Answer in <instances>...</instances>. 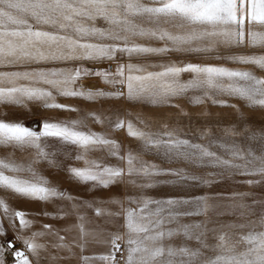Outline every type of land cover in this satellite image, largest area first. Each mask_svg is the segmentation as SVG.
I'll return each mask as SVG.
<instances>
[{
  "label": "snow or ice",
  "instance_id": "6c2138e0",
  "mask_svg": "<svg viewBox=\"0 0 264 264\" xmlns=\"http://www.w3.org/2000/svg\"><path fill=\"white\" fill-rule=\"evenodd\" d=\"M245 48L264 50V0H0V148L8 150L0 157V264H7L8 256L13 264H46L42 250L47 246L37 242L45 236L55 237L51 246L66 253L50 259L67 264H73L77 249L82 254L89 244L110 246L100 256L106 264H264V197L244 191L193 197L152 192L161 185L211 187L238 176L246 177L244 186L264 187V76L253 70L264 72V52L239 51ZM173 54L180 59L131 62ZM105 62L107 67L86 66ZM227 62L251 68L229 67ZM90 77L114 90L79 84ZM58 97L170 106L191 122V114L175 103L187 98L193 105L230 108L235 116L220 128L221 135H215L213 127L222 121H197L196 136L206 141L199 143L183 138L187 134L167 119L153 130L151 122L139 116L137 126L132 119L112 120L60 103ZM9 109L32 113L36 127L11 119ZM39 109L77 116L44 118ZM90 120L107 122L112 131L126 128L139 142L136 151L124 153L116 139L93 131ZM53 142L76 151H54ZM96 151L119 163L91 158ZM17 152L28 157L17 159ZM146 155L161 163L146 160ZM73 160L82 166L69 162ZM41 164L67 173L87 186L92 197L77 198L55 186L41 173ZM114 188L126 191L113 195ZM98 190L106 193L100 200ZM12 199L36 207L20 210L9 203ZM59 202L66 207L49 211ZM89 210L126 232L86 227L94 224L85 215ZM225 215L244 222H223L219 218ZM40 217L66 222L75 217L76 223L63 229L44 223L42 230L34 231ZM191 217L204 219L184 222ZM235 229L248 231L236 235ZM61 231L76 235L68 242ZM178 238L181 243H176ZM79 259L92 264L94 258Z\"/></svg>",
  "mask_w": 264,
  "mask_h": 264
},
{
  "label": "rangeland",
  "instance_id": "374dc122",
  "mask_svg": "<svg viewBox=\"0 0 264 264\" xmlns=\"http://www.w3.org/2000/svg\"><path fill=\"white\" fill-rule=\"evenodd\" d=\"M239 51H242L244 54H261L264 52V50L261 49H253V48H245L241 49ZM180 59L177 55H169L164 57H148L146 60L143 58H136L133 59L132 63H166L169 60H177ZM183 59L186 60H194L197 62H213V63H226L225 61H215V60H206V58L202 57H184ZM122 62H127L122 61ZM91 63L87 64L88 67ZM107 64V62H105ZM71 66V65H69ZM227 66L229 67H248L251 68V66H243V65H235L230 62H227ZM151 70H158V69H151ZM256 71L257 75L264 76V72H260L258 69H253ZM79 84L84 85L85 87L88 86H94L95 88L104 89L106 91L114 90L111 89L109 85L104 84L102 80H100L97 77H90L87 79H83L79 82ZM58 102L68 104L75 106L77 108L85 109L89 112H95L97 114L102 115L103 117H111L112 120H115L117 117L123 118V119H132L134 123H137L136 117L139 116L142 119H147L151 122V126L153 130H159L161 128V123L164 119L168 120V123L170 126L179 127L182 133H186L187 135L183 138L192 139L194 142L199 143H206V141H201L196 136V130L199 127V123L197 121H204L206 119H211L213 121H222V123L219 126H214L213 131L215 135H221L220 128L227 126L228 122L234 118L235 113L234 110L227 108V107H217L210 104L207 105H193L188 102L187 98H179L175 101V103H178L183 107L186 111H188L191 114V122L188 118H185L180 115L179 109L173 108L170 106L165 107H156L146 104H132L127 101H118V100H100L96 102H90V101H84L79 98H64V97H58ZM237 102V101H232ZM34 109H36L37 106H32ZM205 110L212 113L211 117H203L200 114L203 113ZM4 111V109H0V112ZM9 112L13 113V115L10 117L11 119H17L23 121V123L26 126H31V123L33 127H36V125L33 124V120L37 117H34L32 113L26 112L22 109H9ZM39 112L42 114V117L44 118H58V119H71L76 118L77 114L69 112L67 110H44L39 109ZM131 113L129 116L128 114ZM254 117L258 118V113L253 114ZM137 126H140L137 123ZM89 127L93 131L107 133V135L110 138L116 139L122 146V151L126 153L129 149L133 150L134 152L137 149L138 141L128 136L126 128L118 131H112L105 122L104 125L89 121ZM64 147L67 148L69 154L76 151V149L73 146H61L59 144H56L53 142L52 144V150L57 149H63ZM6 149L0 148V155L3 156L7 154ZM16 156L17 159H26L28 157L27 153H20L17 152ZM91 158L102 160L103 162L107 164H118L119 161L115 157H110L107 155L106 152L96 151L90 154ZM146 160L153 161L155 163H161V161L151 155H146L144 157ZM70 163L74 164L75 166H82L81 162L77 161H69ZM164 167H179L180 165H169V164H163ZM39 169L41 173L46 176L49 180L52 177L64 174V172H59L58 170L49 168L46 164L39 165ZM201 172H208L212 171V169H201ZM246 179V177H236L234 179H225L221 183H217L212 185L211 187H206L202 184L197 183H189L182 186H175V185H161L160 187L152 190V192L157 196H169V195H180L185 197H193V196H200V195H212L217 193H223L225 196L230 195L234 191H244V192H252L256 194L257 197H264V187H247L243 185V180ZM54 183V182H53ZM55 185V184H54ZM64 189L66 187H63ZM123 191H126L122 188H114L112 189L113 195H117ZM106 195L104 190H98V193L96 195V199L100 200L102 197ZM13 200V199H12ZM12 200H10L12 202ZM15 202H24L23 200L14 199ZM9 201V203H10ZM227 202V201H225ZM248 203H251V199H249ZM22 210V208H21ZM255 211L259 213V208H256ZM216 218L215 216L213 217ZM250 219H257V216H251ZM204 219V217H191L187 218L184 222H191L195 220H201ZM223 222H236V223H242L244 220L242 218H238L236 216L232 215H225L219 218ZM5 225L7 226V222L5 220ZM122 223V221H121ZM113 228L117 225V223L112 222ZM119 227L116 229L121 232V234H124L126 232V229H122L120 227V224H118ZM248 231V229H235L234 232L236 235H243ZM126 238V237H125ZM176 243H181V240L178 238L176 240Z\"/></svg>",
  "mask_w": 264,
  "mask_h": 264
},
{
  "label": "crops",
  "instance_id": "0c3cea01",
  "mask_svg": "<svg viewBox=\"0 0 264 264\" xmlns=\"http://www.w3.org/2000/svg\"><path fill=\"white\" fill-rule=\"evenodd\" d=\"M0 157H3V155L1 154ZM17 157H20V156H17ZM52 178L53 179L50 178V181L54 182L53 184H55V186L61 188L62 190L66 191L68 193H71L72 195L76 196L77 198L90 199L93 195L92 192L90 190H88L87 186L79 185L77 182L71 180L69 178V176L67 175V173H64L62 175H59V173H58L57 176H54ZM63 187H66V188L64 189ZM10 204L14 208H17L20 210L22 208V210H26V211L33 210L36 207V205L33 202H28V201L15 202L14 199L12 200V202L10 201ZM60 206L66 207V204H64V202L53 203L49 206V211H54L57 207H60ZM33 215H34V213H33ZM85 215L89 219L94 221V224L86 225V227L100 226L101 228H103L105 231H108V232H115L116 229L119 227V225L117 224L115 226V228H113L112 222H109L104 217H95L94 212L91 210L86 212ZM29 218H31V217H29ZM66 220H67V222L65 220H54V219H50V218L40 217V219L35 223L33 230L34 231L42 230L41 225L44 223L53 224L54 227L57 229H63V228L69 227L70 225L76 223L75 217H73L71 219L66 218ZM6 222H7V220H6ZM6 227H8V223H7ZM9 233H10L9 238H11V229L10 228H9ZM60 234L66 235V239L68 242H71V237L76 235L75 231H73L72 233H68V234H65L63 231H61ZM37 242L45 244L47 246L46 250H42V254L46 258V264H67V262L63 261V260L52 261L50 259V257H55L58 255L64 256L66 254L65 252L51 246L53 243L57 242L55 237H53V236L38 237ZM17 243L21 246V250H23L24 246L19 242H17ZM109 250H110L109 245L89 244L82 254L79 252L78 249L76 250L77 251V257L73 259V264H83V261L79 259L80 255H85V256H89V257L94 258L92 261V264H106L105 261L100 259V256L107 254ZM7 264H13V257L12 256L7 257Z\"/></svg>",
  "mask_w": 264,
  "mask_h": 264
},
{
  "label": "built area",
  "instance_id": "2783aa9c",
  "mask_svg": "<svg viewBox=\"0 0 264 264\" xmlns=\"http://www.w3.org/2000/svg\"><path fill=\"white\" fill-rule=\"evenodd\" d=\"M88 67H93V68H99V67H107V64H100V65H97V64H90ZM113 67H115V65H113ZM17 247L21 249V246L17 243ZM122 248H123V245H122ZM117 258L119 259L120 258V253L118 252L117 253Z\"/></svg>",
  "mask_w": 264,
  "mask_h": 264
},
{
  "label": "water",
  "instance_id": "95a60500",
  "mask_svg": "<svg viewBox=\"0 0 264 264\" xmlns=\"http://www.w3.org/2000/svg\"><path fill=\"white\" fill-rule=\"evenodd\" d=\"M31 126L33 127L32 123H31Z\"/></svg>",
  "mask_w": 264,
  "mask_h": 264
},
{
  "label": "trees",
  "instance_id": "16d2710c",
  "mask_svg": "<svg viewBox=\"0 0 264 264\" xmlns=\"http://www.w3.org/2000/svg\"><path fill=\"white\" fill-rule=\"evenodd\" d=\"M12 262V261H11Z\"/></svg>",
  "mask_w": 264,
  "mask_h": 264
}]
</instances>
